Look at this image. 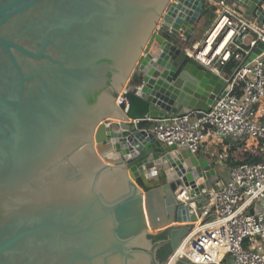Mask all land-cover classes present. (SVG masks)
Segmentation results:
<instances>
[{"label":"water","instance_id":"1","mask_svg":"<svg viewBox=\"0 0 264 264\" xmlns=\"http://www.w3.org/2000/svg\"><path fill=\"white\" fill-rule=\"evenodd\" d=\"M220 1L0 0V264H163L178 248L222 177L140 122L201 116L229 89L179 41ZM230 1L264 25V0Z\"/></svg>","mask_w":264,"mask_h":264},{"label":"built area","instance_id":"2","mask_svg":"<svg viewBox=\"0 0 264 264\" xmlns=\"http://www.w3.org/2000/svg\"><path fill=\"white\" fill-rule=\"evenodd\" d=\"M211 4L215 15L211 28L183 49L224 78L229 89L201 116L193 112L148 119L151 123L143 128L163 142L181 143L200 155L210 140L216 147L206 148L205 157L215 166L213 157L223 164L229 158L244 159L242 153H231L232 142L255 146L250 153L259 160L228 166V178L221 176V188L213 192L210 207L204 206L181 249L171 253L166 264H264V49L247 61L258 43L264 42V25L234 1ZM160 31L171 34L164 27ZM232 56L238 64L231 76H225L220 68ZM118 103L125 106L122 94ZM186 193L183 190L179 197L188 199Z\"/></svg>","mask_w":264,"mask_h":264},{"label":"trees","instance_id":"3","mask_svg":"<svg viewBox=\"0 0 264 264\" xmlns=\"http://www.w3.org/2000/svg\"><path fill=\"white\" fill-rule=\"evenodd\" d=\"M213 9H214V5H212L211 3H208V11L206 13V17L209 18V20L214 15ZM237 64H238V61L232 56L221 66L220 70L225 76H231L232 73L234 72V69L237 66ZM150 123H151L150 120H142L140 122V126H142V127L147 126ZM229 149H230V151H233L235 149V145L231 144ZM243 156H244V159L242 161L255 162V161L259 160L258 155L251 154L250 152H247V151L243 152ZM242 161L229 158V159H227V164H228V166H234V165H236ZM164 236H165V233L158 235L156 238H160V237H164ZM170 254H171V248H170L169 244H166L164 247H162L158 251V256L162 261H166L167 258L170 256Z\"/></svg>","mask_w":264,"mask_h":264},{"label":"rangeland","instance_id":"4","mask_svg":"<svg viewBox=\"0 0 264 264\" xmlns=\"http://www.w3.org/2000/svg\"><path fill=\"white\" fill-rule=\"evenodd\" d=\"M206 17V15L204 16V18ZM214 17L212 16V18L209 20V18H205V21H204V25H201L200 26V23H199V26L195 28L193 34L187 38V40L185 39H181L179 38V41H180V46L184 47V45L188 44L187 46L191 45L192 43H195L196 41H199V38L202 37L205 32L211 28L213 22H214ZM213 20V21H212ZM202 21V20H201ZM162 32V31H161ZM165 35H167V33H164ZM200 36V37H199ZM173 39H177L178 37L176 36H173L172 37ZM212 161L216 164V169L217 171L219 172V174L223 177H227L228 175V172H229V167L225 166V164H223L222 160L219 159V158H212ZM168 261V258L166 261H163V264H166V262Z\"/></svg>","mask_w":264,"mask_h":264},{"label":"crops","instance_id":"5","mask_svg":"<svg viewBox=\"0 0 264 264\" xmlns=\"http://www.w3.org/2000/svg\"><path fill=\"white\" fill-rule=\"evenodd\" d=\"M213 17H214V19H215V15H213ZM206 18V17H205ZM205 18L203 17L202 18V21H201V23H200V26L201 25H204V21H205ZM213 19V20H214ZM212 20V21H213ZM213 144H215V143H213V142H210V140H209V142H207L206 143V146H205V148H204V150L201 152V155L202 156H205L206 155V148H208V149H211V148H215L216 147V145H213ZM232 144H234L235 145V149L233 150V151H231L232 153H242L243 154V152H250L251 150L250 149H252L253 151H256V148H255V146H253V145H250L249 143H248V145H243V144H240V143H234V142H232ZM219 147V146H218ZM225 166H227L228 167V164H225ZM223 177V176H222ZM224 179H227L228 178V175H227V177H223ZM218 186H220L221 185V183H218L217 184Z\"/></svg>","mask_w":264,"mask_h":264},{"label":"flooded vegetation","instance_id":"6","mask_svg":"<svg viewBox=\"0 0 264 264\" xmlns=\"http://www.w3.org/2000/svg\"><path fill=\"white\" fill-rule=\"evenodd\" d=\"M160 238H162V237H160ZM166 244H168V243L166 242V243H164L162 246H160V247H159V250H160L162 247H164ZM159 250H158V251H159Z\"/></svg>","mask_w":264,"mask_h":264},{"label":"bare ground","instance_id":"7","mask_svg":"<svg viewBox=\"0 0 264 264\" xmlns=\"http://www.w3.org/2000/svg\"><path fill=\"white\" fill-rule=\"evenodd\" d=\"M181 244H182V243H181ZM181 244L178 246V247H179V249H181V248H180ZM179 251H180V250H179Z\"/></svg>","mask_w":264,"mask_h":264}]
</instances>
